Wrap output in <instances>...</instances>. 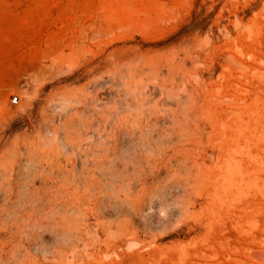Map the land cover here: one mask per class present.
Returning a JSON list of instances; mask_svg holds the SVG:
<instances>
[{"label":"rangeland","instance_id":"rangeland-1","mask_svg":"<svg viewBox=\"0 0 264 264\" xmlns=\"http://www.w3.org/2000/svg\"><path fill=\"white\" fill-rule=\"evenodd\" d=\"M173 50L184 58L181 128L177 112L154 105L176 103L157 75ZM61 52L77 57L39 76ZM114 59L157 66L137 88L106 69ZM125 79L147 97L137 108ZM63 88L89 98L86 146L118 152L85 162L74 150L87 248L62 253V240L31 226L39 264H264L253 255L264 249V0H0V168L11 162L22 197L47 181L39 157L48 119H66L67 103L50 106Z\"/></svg>","mask_w":264,"mask_h":264},{"label":"bare ground","instance_id":"bare-ground-1","mask_svg":"<svg viewBox=\"0 0 264 264\" xmlns=\"http://www.w3.org/2000/svg\"><path fill=\"white\" fill-rule=\"evenodd\" d=\"M96 30L95 31L93 30V32H96ZM75 47L78 48L79 46L74 45V49L77 52V49ZM76 52H70V53L61 52L55 57L53 56L54 59L52 60L51 64L46 67L44 66L45 67L44 70L43 69L39 70V76L44 75L45 73H48L50 76L54 74L56 71H60L62 67H65L66 64L68 65L69 63L74 62L77 57ZM181 54L182 53L180 52V50H177V51L173 50V52H170L166 59L167 61L166 67L161 68L157 74L158 76L162 74L164 77H167L169 79L168 80L170 83V88L168 90L169 92L172 91L173 85L175 86L174 88H177L178 92H177L176 103H174L173 101H170L169 99H168L169 101L165 100V98L164 99L158 98L154 102V105L156 108L164 107L165 109L174 110L175 112H177L176 113L177 118L175 119H177L179 123V128H181V125L183 123L182 122L183 118L181 116V112H182L181 110H182V101H183V98H185L183 97V93L180 90V78H181V73H182L183 64H184L183 63L184 58L182 57ZM142 58H145V57H142ZM125 64L127 65L126 62H121V61L114 59V60H111L107 65H105V67L109 72L114 73V75L115 74L125 75L127 73L128 75L134 78L133 80L134 85L136 84L138 88L139 86L137 84H138V81L142 78L141 75L145 74L147 77V73L144 72L146 68L143 70L144 68L143 65H142L143 68H138L137 66L138 63H134L133 68H131L132 66L130 65L131 66L130 68L132 69L131 70L129 66L124 68ZM155 66L157 65L155 64L154 66H149L148 68L149 76L154 74ZM158 69L159 68H157V70ZM124 70L126 73L124 72ZM124 77L127 78V76H124ZM131 81L132 80H127V79L124 80L127 93L128 94L132 93V97L127 99V101L125 102L127 104V107L137 108V106H139L143 102L145 103L147 97L145 98L138 97L137 91H135L133 87L132 88L130 87ZM94 87H93V90H94ZM153 89L154 87L152 88V90ZM112 94L113 93L110 94L111 96H109V100L112 98ZM125 94L123 95L124 98H125ZM141 94H143V92ZM88 99L89 98H87V93H85L83 89L71 91L69 89L63 88L55 92L51 96L50 106L53 109L54 108L57 109L56 106H58L61 103L63 104L67 103L68 104L67 106L69 108L67 107L62 108V110H64V113L66 114L64 115L66 119L62 123H56V118H55L56 116L55 115L53 116V114L51 115V118L48 119V122L51 125L52 135L50 137L49 142L41 149V153L39 157V168L40 167L42 168V172L45 174L47 181L45 182L44 185H42L39 188V193H34L31 195H26L22 197L19 193L15 191V187L19 186V182H16V177H14V171H13V167L11 166V162L10 164H3L1 166L0 168L1 170L0 172V193H1L0 194V264H39V261L37 260V258L35 257L32 251V248H33L32 245H35V244L32 241L31 236L28 233L30 230L29 228L31 226H37V228L39 227L38 228L39 234L44 233L45 235L46 232L49 231L55 237V239L60 240V241L62 240L63 244L60 245L61 246L60 250L62 253H66L68 252V250L74 249V247L77 246L78 243H81L85 249L87 248L85 247L87 244L86 241H87V232H88V224H87V219H86L87 207H86V203L81 198L75 196L74 187H73V183L75 179L74 178V165H73L75 161L74 150L76 149V151H78V153L82 155L81 157H83V161L85 162H88V161L97 162L105 158H110L118 152V149H116L114 145H108L105 147L98 146L94 149H90L88 146H86L85 142L90 141L91 137H93L92 133H93L94 122H95V121L93 122L92 119L89 118L90 113H87V106L90 104V103L87 104ZM195 104L197 105V103ZM88 109H89L88 111H90L91 108H88ZM67 110H68V115L66 113ZM117 110L118 109L115 110L114 108V111H117ZM61 116L62 115H60V117L58 118L60 119ZM111 119H112V116H111ZM108 120L110 122V119ZM166 121H164V123ZM107 122L108 121H106L105 123L107 124ZM161 122H163V120ZM134 130L136 131L135 128ZM99 137L102 138V135ZM172 138H173V135H172ZM170 141L171 140H169V142ZM100 142L102 143V141ZM175 156H177V153L175 154ZM85 249L83 251L86 252ZM35 254H37V252ZM253 255L257 259L264 261V249H260V248L254 249ZM72 256L74 257L75 253Z\"/></svg>","mask_w":264,"mask_h":264},{"label":"built area","instance_id":"built-area-1","mask_svg":"<svg viewBox=\"0 0 264 264\" xmlns=\"http://www.w3.org/2000/svg\"><path fill=\"white\" fill-rule=\"evenodd\" d=\"M11 100H12L13 102H17V101H18V97H17L16 95H14V96H12Z\"/></svg>","mask_w":264,"mask_h":264}]
</instances>
